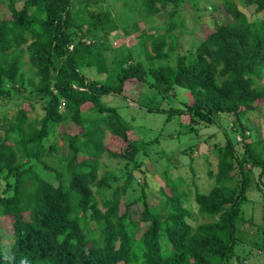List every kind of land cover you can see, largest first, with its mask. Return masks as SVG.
Segmentation results:
<instances>
[{"label": "trees", "instance_id": "16d2710c", "mask_svg": "<svg viewBox=\"0 0 264 264\" xmlns=\"http://www.w3.org/2000/svg\"><path fill=\"white\" fill-rule=\"evenodd\" d=\"M242 1L254 6L256 13L264 12V0ZM179 2L144 0L145 12L154 16L172 4L173 16ZM15 4L9 0L0 15V97L28 87L35 93L26 98L29 109L20 108L2 127L0 180L14 182L12 195L0 197V218L9 223L7 236L0 235V264H242L234 250L245 223L240 207L253 170H261L259 179L264 175V140L251 141L241 118L264 102V18L252 21L237 0H222L230 20L217 23L194 44L189 60L185 55L173 59V46L165 50L166 37L159 35L152 37L150 58H172L168 65L145 68L131 53H123L107 69L104 56L98 61L95 55L118 26L109 12L96 11L105 7L103 0H24L20 8ZM182 25L180 19L178 26ZM135 29L136 25L130 31ZM141 32L146 50L151 35ZM97 35L103 39L100 45L94 41ZM86 66H97L106 77H87ZM138 84L164 96L176 88L188 93L191 101L185 109L149 110L167 114L168 119L188 115L189 130L202 123L217 124L220 115L233 118V129L242 141L224 133L225 144L214 147L212 188L207 194L195 191L199 215L206 221L195 222L184 205L186 193L175 186L166 197L164 214L149 206L143 191L121 212L131 176L114 186L119 180L114 172L100 174L104 153L135 162L149 144L130 139L117 109L102 102L110 94L123 97L127 86ZM38 101L44 112L39 128L27 119ZM67 121L79 131L59 136L70 157L65 172H55V184L34 173L32 164L48 168L43 160L48 127ZM106 133L126 144L123 151L104 143ZM258 184L262 190L264 182ZM139 201L143 210L134 219L130 208Z\"/></svg>", "mask_w": 264, "mask_h": 264}, {"label": "rangeland", "instance_id": "374dc122", "mask_svg": "<svg viewBox=\"0 0 264 264\" xmlns=\"http://www.w3.org/2000/svg\"><path fill=\"white\" fill-rule=\"evenodd\" d=\"M8 1L0 0V15H3V10L7 9ZM14 1L17 8H20L24 2V0ZM237 1L239 8L250 20L264 18V12L258 14L254 6L244 5L242 0ZM103 3L105 7L102 9L99 7L96 11L109 12L118 26L116 31L104 38L105 42L100 47L98 46L100 53L95 55L98 61H103L101 58L104 56L107 69L113 65V59L123 53H131L134 58L142 61L145 68L168 65L172 58L154 60L150 58L152 37L159 35L166 37L165 50L169 51L168 45L173 46L171 51L173 59L185 55L186 60H189L194 44L213 32L217 23H226L230 20L222 7V0H180L177 12L173 16L169 15L173 10L172 4H168L166 10L151 16L145 12L144 0H103ZM180 19L183 21L181 27L178 26ZM135 25L136 32L134 33L130 29ZM171 25L174 26L171 27ZM140 30L151 35L145 42L146 50L141 45L140 34L144 35V32ZM97 37L94 41L100 45L103 39L98 35ZM90 39L93 41L92 38ZM90 41L88 40L87 44ZM24 61H27V54L24 55ZM26 68L27 66L24 67ZM83 73L96 80H103L106 77V73L98 72L97 66H86ZM34 93L28 87L27 90L21 89L20 93L11 89L9 96L0 97V140H3L5 135L2 127L9 124L20 108L29 109L26 98ZM123 95L121 97L110 94L103 97L102 102L117 109L120 117L130 129V139L142 140L149 144L135 157V162L110 158L106 153L100 158V174L104 171H112L118 176L119 180L114 183V186L122 185L126 177L131 176L129 189L120 203L121 212L125 210L126 202L138 199L143 191L149 206L155 212L164 214L166 197L171 194L170 187L175 186L179 192L186 193L184 205L189 206L196 217L195 222L206 221V218L199 215L194 200L195 191L197 188L200 193L207 194L212 188L214 181L211 172L216 171L217 162L214 147L218 148L225 144L224 133H227L233 141L236 140L238 133L233 129V118L220 115L217 124L204 125L202 123L193 125V130H189L188 115L172 116L168 119L167 114L149 110L155 108L185 109V104L191 101V97L183 90L176 88L174 94L164 96L156 89L149 88L147 84H138L127 86L123 90ZM33 105L34 108L28 113L27 119L38 127L44 112L39 101ZM85 116L93 115L86 113ZM241 121L247 127L251 141L264 140V102L258 103L255 111L247 112ZM48 129L50 134L44 141L46 150L43 157L48 168L40 163H34L32 169L40 178L56 184L55 172L64 173L65 162L70 157L65 142L59 136L63 132L74 134L79 130L69 121L60 125L50 124ZM103 141L113 151H123L126 147L125 143L110 133L105 134ZM48 149L52 150L47 153ZM25 161L24 158L23 162ZM260 171L258 168L253 170L250 184L246 189L247 199L240 207L245 223L241 226L240 232L238 231L234 250L242 264H264V209L262 208L263 197L258 184V181L264 182V175L259 179ZM13 182V178L8 181L1 178L0 197L12 195ZM107 195L110 196V192ZM142 210L143 205L139 201L131 206L130 213L134 219H137ZM8 233V220L0 218V235L7 236Z\"/></svg>", "mask_w": 264, "mask_h": 264}, {"label": "built area", "instance_id": "2783aa9c", "mask_svg": "<svg viewBox=\"0 0 264 264\" xmlns=\"http://www.w3.org/2000/svg\"><path fill=\"white\" fill-rule=\"evenodd\" d=\"M246 134H248V132H246ZM235 138H236L237 142H241L242 141V137L239 136V135H236ZM261 193H262V197H263V199H262V207L264 208V188L261 190Z\"/></svg>", "mask_w": 264, "mask_h": 264}]
</instances>
